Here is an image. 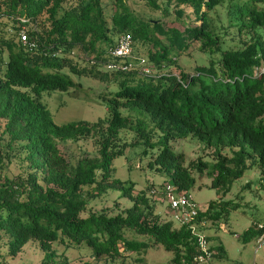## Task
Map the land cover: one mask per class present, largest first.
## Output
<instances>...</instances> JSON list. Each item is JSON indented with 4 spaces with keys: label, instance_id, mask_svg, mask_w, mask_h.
Instances as JSON below:
<instances>
[{
    "label": "trees",
    "instance_id": "16d2710c",
    "mask_svg": "<svg viewBox=\"0 0 264 264\" xmlns=\"http://www.w3.org/2000/svg\"><path fill=\"white\" fill-rule=\"evenodd\" d=\"M148 2L167 15L172 4L177 16L186 13L183 5H191L200 23L164 24L127 0H112L109 13L102 0H0V257L16 255L35 239L45 251L39 264H71L57 245L85 247L94 257L114 261L145 249L148 241L136 237L140 234L162 242L179 264H195L196 233L173 218L153 216L146 196L134 197L116 214L85 213L92 189L122 187L132 195V184L113 176L114 159L127 146L151 151L149 164L181 190H191L200 172L211 178L220 199L249 160L260 167L264 184V73L255 74L256 67H264V0ZM124 33L132 34L133 53L158 71L144 72L138 64L105 66L112 58L128 62L110 53ZM193 42L210 54V62L188 71L177 55ZM137 43L147 49L136 54ZM67 70L106 81L101 95L108 116L94 122L54 120L42 95L80 84ZM124 128L135 130L132 140L121 134ZM97 132L100 158L70 164L60 144ZM187 138L212 148L213 156L189 159L174 144ZM14 157L23 171L11 176ZM221 214L210 201L196 220ZM261 232L255 223L245 234Z\"/></svg>",
    "mask_w": 264,
    "mask_h": 264
},
{
    "label": "rangeland",
    "instance_id": "374dc122",
    "mask_svg": "<svg viewBox=\"0 0 264 264\" xmlns=\"http://www.w3.org/2000/svg\"><path fill=\"white\" fill-rule=\"evenodd\" d=\"M102 1L109 13L112 9V0ZM159 1L162 2V0ZM127 2L139 13L155 19L159 18L164 24L173 23L184 27L187 24L200 23L191 5H183L186 13L177 16L172 4L169 6L170 13L167 15L164 10L150 5L148 0H127ZM136 48L138 50L136 54H140L147 49V46L137 43ZM177 56L178 63L188 71H195L196 66L210 62V54L203 51L197 42H193L187 51ZM80 62L83 63L81 60ZM145 66H154V63L150 61ZM154 71L158 70L154 69ZM67 72L80 84L69 89L57 88L50 93L44 92L42 95V100L47 104L54 120L60 124L74 120L94 122L108 116L109 112L101 95L106 90V81L73 70H67ZM126 109L125 106L122 107L124 113H129ZM2 130L3 124L0 122V136ZM121 134L129 141L135 136V130L124 128ZM98 139L97 132L94 136H85L78 140L70 139L60 144V148L70 164L75 165L85 158H100ZM174 144L176 148L184 150L189 159L213 156V149L199 141L187 138L176 140ZM153 157L151 151L148 154L142 153V145L127 146L125 153L114 159L113 176L124 179L126 184H132V195L125 194L122 187L109 186L101 192L92 189V193L87 196L89 203L85 213L91 210H107L111 214H116L131 206L134 203V197L139 195L146 196L153 216L158 214L161 221L171 219L169 201L162 190L170 178L156 165L149 164ZM248 163L245 173L220 199L216 188L211 185V178L203 173L195 172L196 182L191 189L195 199L204 209L210 201L215 202L217 209H222L221 216L208 218L202 223V230L208 235L209 244L214 250V257L209 264H264V240L260 242V234L253 233L249 236L245 234L257 220H264V184L261 169L251 160ZM20 165V160L14 157L9 163L8 173L13 176L23 171ZM175 224L178 225L177 222ZM136 237L148 241L145 249L131 251L123 259L120 257L114 261L111 258L94 257L91 250L85 247L64 248L63 245H57V247L69 257L71 264L87 262V264H121L123 262L126 264H179L174 258V252L162 242L153 243V238L147 235L137 234ZM44 254L45 251L39 241L32 239L16 255L4 253L0 257V264H39Z\"/></svg>",
    "mask_w": 264,
    "mask_h": 264
},
{
    "label": "built area",
    "instance_id": "2783aa9c",
    "mask_svg": "<svg viewBox=\"0 0 264 264\" xmlns=\"http://www.w3.org/2000/svg\"><path fill=\"white\" fill-rule=\"evenodd\" d=\"M21 37L25 42H29L27 32L22 31ZM110 53L114 57L123 58V60L126 59L128 62L126 61L125 63L120 64L113 58L106 60L104 61V64L108 69H128L129 67L138 64L144 72H154L152 66H150L152 68L145 66L148 63L146 57L135 55L133 53V37L131 33L122 34L117 45L110 48ZM88 59L92 64L98 62L94 56L89 57ZM261 73H264V67H256L255 74ZM162 190L165 198L169 201V209L172 218L181 224L190 226L197 235L198 249L193 257V262L195 264H209L214 257V250L209 244L208 235L202 230V223L204 221L196 220L199 212L204 208H202L201 204L195 199L192 190H181L171 181L166 182ZM257 226L262 229L259 236L261 242L264 240V222H259Z\"/></svg>",
    "mask_w": 264,
    "mask_h": 264
},
{
    "label": "crops",
    "instance_id": "0c3cea01",
    "mask_svg": "<svg viewBox=\"0 0 264 264\" xmlns=\"http://www.w3.org/2000/svg\"><path fill=\"white\" fill-rule=\"evenodd\" d=\"M259 222H264V220H257L255 223L258 225Z\"/></svg>",
    "mask_w": 264,
    "mask_h": 264
}]
</instances>
